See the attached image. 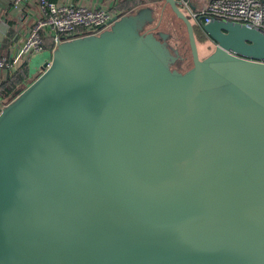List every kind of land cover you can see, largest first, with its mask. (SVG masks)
Instances as JSON below:
<instances>
[{"label":"water","instance_id":"obj_1","mask_svg":"<svg viewBox=\"0 0 264 264\" xmlns=\"http://www.w3.org/2000/svg\"><path fill=\"white\" fill-rule=\"evenodd\" d=\"M112 23L0 108V264H264V34L213 20L201 57L176 0Z\"/></svg>","mask_w":264,"mask_h":264},{"label":"built area","instance_id":"obj_2","mask_svg":"<svg viewBox=\"0 0 264 264\" xmlns=\"http://www.w3.org/2000/svg\"><path fill=\"white\" fill-rule=\"evenodd\" d=\"M176 1L180 9L185 14L188 13L189 18L191 17L190 19L201 29L203 25L213 20H224L256 28L264 34V0H209L199 9L194 4L195 0ZM32 4L39 12L36 23L28 30L27 39L15 58H0V69H12L20 64L23 58L33 55L34 52L43 51L42 34L52 39L50 51L53 55L59 45L76 38L100 35L109 30L113 24L114 16L104 9L74 8L69 5H59L53 0L12 1L13 7L17 10ZM29 85V83L25 84L22 91L13 94V99L9 98V100H15Z\"/></svg>","mask_w":264,"mask_h":264},{"label":"crops","instance_id":"obj_3","mask_svg":"<svg viewBox=\"0 0 264 264\" xmlns=\"http://www.w3.org/2000/svg\"><path fill=\"white\" fill-rule=\"evenodd\" d=\"M12 1L13 0H0V58H15L27 39L28 30L36 23V19L38 18V8L34 7V4L26 7L24 6L22 10H17L13 7ZM147 1L148 0H55L54 2L59 5L73 6L74 8L84 7L90 10L104 9L115 17L133 14L139 11V8L145 7ZM208 1L209 0H195L194 4L197 8H202ZM135 2L137 3L135 4ZM41 53L47 54V58L45 63L38 68V70H36L35 67L37 64H34V61H36L38 57H35V55L38 53L26 57L29 62L28 79H33L37 73L40 74L45 64L51 61L52 53L50 49L43 50ZM20 64L9 70L0 69V85L10 74L17 70ZM16 92L17 91H14L10 97ZM10 97L6 99L0 97V108L5 107L4 103H6Z\"/></svg>","mask_w":264,"mask_h":264},{"label":"rangeland","instance_id":"obj_4","mask_svg":"<svg viewBox=\"0 0 264 264\" xmlns=\"http://www.w3.org/2000/svg\"><path fill=\"white\" fill-rule=\"evenodd\" d=\"M136 3L137 2H135V4ZM154 8H155L156 20L153 23V25L150 26L149 29L153 30V32H155V33L170 34L171 37H170L169 42H170V45L172 46L173 49L179 50L182 55L185 53V51H186V53L189 52V44H188V38H187L188 35H187L186 29L184 27L185 25L181 21H179V19L175 16V14L172 12L170 7L167 6L165 9H163L164 8L163 3H158V4L155 3ZM140 9H142V8H139V10ZM186 14L189 17V14L188 13H186ZM190 20L192 21V19H190ZM198 48H199L200 56L206 57L214 51L215 44L212 43L210 40H208L207 44L199 45ZM41 52H34L33 53V54L38 53L37 55H35V57L36 56H38V57H37L36 61H34L35 62L34 64H37L35 66L36 70H38V68H40L45 63L46 58H47V54H44ZM190 65H192V64H186L182 67H183V69H187L188 67H190ZM41 74H42V72L40 74L37 73V75L33 79L26 80L25 83H23V85L28 84V83L31 84ZM22 88H24V86L18 87L16 91L17 92L22 91ZM12 97H13V95L10 98H12ZM12 99L7 101L4 104H6V105L9 104L12 101Z\"/></svg>","mask_w":264,"mask_h":264},{"label":"trees","instance_id":"obj_5","mask_svg":"<svg viewBox=\"0 0 264 264\" xmlns=\"http://www.w3.org/2000/svg\"><path fill=\"white\" fill-rule=\"evenodd\" d=\"M193 24H194V32H195V37L197 40V45L199 46V45L207 44L208 39L204 35L201 27L198 24H196L194 21H193ZM42 35H43L42 50L51 49L52 44H53L52 39L46 38L44 34ZM182 56L184 58V62H183L184 65L192 64V56H191L190 47H189V52L186 53L185 51V53ZM28 64H29L28 59L23 58L17 70H15L12 74H10V76L0 85V97L6 99L10 97V95L14 91H16L18 87L24 86L23 83H25V81L28 80V77H29V70H28L29 65ZM191 66L192 65H190V67Z\"/></svg>","mask_w":264,"mask_h":264},{"label":"flooded vegetation","instance_id":"obj_6","mask_svg":"<svg viewBox=\"0 0 264 264\" xmlns=\"http://www.w3.org/2000/svg\"><path fill=\"white\" fill-rule=\"evenodd\" d=\"M184 70H187V69H184Z\"/></svg>","mask_w":264,"mask_h":264}]
</instances>
